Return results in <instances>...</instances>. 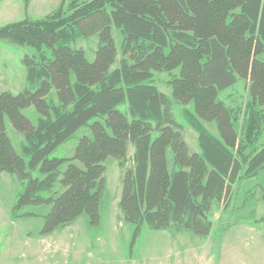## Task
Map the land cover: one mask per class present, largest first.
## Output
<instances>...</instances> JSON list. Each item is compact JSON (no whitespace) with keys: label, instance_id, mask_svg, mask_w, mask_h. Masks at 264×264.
<instances>
[{"label":"trees","instance_id":"trees-1","mask_svg":"<svg viewBox=\"0 0 264 264\" xmlns=\"http://www.w3.org/2000/svg\"><path fill=\"white\" fill-rule=\"evenodd\" d=\"M67 11L64 16L59 7L42 19L0 27V38L36 50L22 60L24 88L0 93V173L21 185L14 211L49 205L44 232L82 213L95 224L105 161L112 157L123 167L131 143L132 166L123 168L118 202L124 219L137 228L206 238L213 205L227 204L233 185L264 167V142L246 152L249 144L235 126L241 106L221 97L246 80V121L259 133L264 0H71ZM113 30L120 33L119 49ZM94 34L98 44L89 61L72 45ZM154 72H176L168 80L171 96L152 83ZM190 103L193 110L183 115L197 133L199 153L189 150L172 113L175 104ZM28 107L35 123L22 113ZM5 120L22 134L19 153ZM203 122H214L218 136ZM83 126L90 134L79 137L72 156H52Z\"/></svg>","mask_w":264,"mask_h":264},{"label":"rangeland","instance_id":"rangeland-1","mask_svg":"<svg viewBox=\"0 0 264 264\" xmlns=\"http://www.w3.org/2000/svg\"><path fill=\"white\" fill-rule=\"evenodd\" d=\"M70 1L0 0V27L25 18L42 19L59 7L66 16ZM113 37L119 49L120 33L113 30ZM97 44L98 37L94 34L87 38L77 37L72 46L83 49L85 57L92 61ZM117 51L112 68L118 65L121 57ZM26 55H36V50L0 38V93L16 94L24 88L22 60ZM171 74L176 72H154L151 78L152 83L168 96H171L168 85ZM247 85L248 82L242 80L221 96L232 108L241 106L235 126L241 139L249 144L246 152L257 149L264 142V122L260 123V131L256 133L246 121ZM119 109L126 111V104H121ZM185 109L192 111V104H175L172 113L182 126V135L189 150L199 153L197 133L186 121ZM22 113L35 123L37 114L33 107L23 109ZM203 124L210 133L218 136L214 122ZM5 127L19 153L22 134L8 120H5ZM83 134H90L87 126L80 127L72 138L54 150L52 156H72ZM132 153L133 146L128 143L123 167L115 158L106 159L105 188L99 200L95 224L90 222L87 213H82L68 225L50 232L43 231L44 215L50 206L28 205L14 211L21 185L14 175L1 172L0 264H264V167L256 175L236 182L227 204L218 202L213 205L211 232L206 238H199L189 233L151 230L144 224L137 228L124 219L118 207L121 176L123 168L132 166Z\"/></svg>","mask_w":264,"mask_h":264}]
</instances>
